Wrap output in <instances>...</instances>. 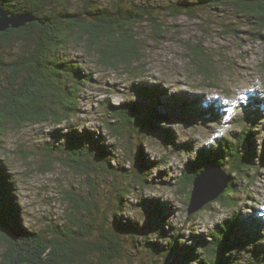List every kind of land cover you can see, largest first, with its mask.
<instances>
[{"label": "trees", "instance_id": "trees-1", "mask_svg": "<svg viewBox=\"0 0 264 264\" xmlns=\"http://www.w3.org/2000/svg\"><path fill=\"white\" fill-rule=\"evenodd\" d=\"M0 4L10 15L32 17L22 27L0 31V156L6 155L3 143L11 130L52 123L47 150L66 158L94 182L92 198L77 199L67 228L54 225L46 232L26 222L17 181L0 157V241L5 246L0 264H264V209L256 215L243 211L248 190L264 168V98L249 96L243 114L232 116L233 128L221 127L215 142L200 146L193 139L182 141L168 123L215 127L225 118L221 104L198 94H169L150 77L149 82L133 81L124 102L102 100L98 124L88 128L73 123L94 76L86 61L70 51L82 45L101 65L124 66L136 76L146 73L147 66L134 31L142 21L160 30L161 13L211 12L244 17L264 31V0H176L166 5L137 0L111 5L98 0H0ZM259 36L264 41V35ZM200 72L206 80L216 76L204 65ZM138 118L141 124L134 127ZM145 129L188 157L179 175L162 168L174 154L155 158L149 153ZM210 163L226 169L228 186L201 210L189 214L187 208L185 221L193 227L218 208L229 213L206 232L191 230L187 235L173 221L178 207L172 201L145 194L171 188L189 206L193 182Z\"/></svg>", "mask_w": 264, "mask_h": 264}, {"label": "rangeland", "instance_id": "rangeland-1", "mask_svg": "<svg viewBox=\"0 0 264 264\" xmlns=\"http://www.w3.org/2000/svg\"><path fill=\"white\" fill-rule=\"evenodd\" d=\"M98 1L111 5L120 0ZM137 1L166 5L176 0ZM159 21L157 25L161 27L160 30H156V25L149 21H142L134 30L143 45L141 58L142 63L147 65L146 73L134 76L127 73L124 66L105 67L93 53L86 52L82 45L70 50L74 58L86 61L85 65L91 68L90 72L94 76L92 84L83 91L81 111L73 124L94 127L103 113L102 100L110 99L117 104L124 102L127 100L126 94H130L133 81L149 82L150 77H153L155 82L162 83L169 94L180 91L198 94L203 96L202 100L215 99L221 104L224 109L222 116L225 118L215 127L208 124L196 128L185 121L168 123L182 141L193 139L201 146L215 142L221 127L226 130L233 128L232 116H236L235 113L243 114L242 105L248 103L249 96L257 94L264 98V41L259 36L264 35V31L254 23L244 17L235 15V18H227L226 14L218 16L211 12H198L196 16L161 13ZM201 65L212 69L216 75L214 79H205L200 72ZM208 83L213 85L209 86ZM140 124L141 119L138 118L134 127ZM62 127L66 128L67 125ZM54 128L52 123H44L11 130L3 143L6 155L0 156L1 159L5 158L4 161L17 181L18 196L26 213V222L46 232L54 225L66 229V223L74 219L73 210L77 199H91L90 191L94 193L93 177H86L75 165L70 166L66 158L47 150L51 146V132ZM143 131L148 136L151 146L148 151L153 157L164 158L174 154L168 159L169 164L162 168H167L172 176L179 175L188 157L183 158L178 151L167 147L165 138L151 134L146 129ZM154 175L158 176L157 170ZM250 189L246 195L244 215L260 214V209H264V168L260 170L256 184ZM151 192L145 195L161 196L178 207L172 216L173 221L185 228L187 235L191 230L206 232L229 213L218 208L212 214L208 213L204 218L197 219L192 227L191 223L185 221L188 205L180 202L171 188ZM259 199L261 204L257 203ZM258 206L259 208L253 209ZM84 222L88 223V220L85 218ZM4 247L0 241V253ZM115 264H126V261Z\"/></svg>", "mask_w": 264, "mask_h": 264}, {"label": "water", "instance_id": "water-1", "mask_svg": "<svg viewBox=\"0 0 264 264\" xmlns=\"http://www.w3.org/2000/svg\"><path fill=\"white\" fill-rule=\"evenodd\" d=\"M29 21H32L30 15H10L0 4V31L22 27ZM229 181L230 176L223 166L217 163L205 166L193 182L188 213L197 212L216 199L226 189Z\"/></svg>", "mask_w": 264, "mask_h": 264}, {"label": "snow or ice", "instance_id": "snow-or-ice-1", "mask_svg": "<svg viewBox=\"0 0 264 264\" xmlns=\"http://www.w3.org/2000/svg\"><path fill=\"white\" fill-rule=\"evenodd\" d=\"M229 111H231V109H229Z\"/></svg>", "mask_w": 264, "mask_h": 264}, {"label": "bare ground", "instance_id": "bare-ground-1", "mask_svg": "<svg viewBox=\"0 0 264 264\" xmlns=\"http://www.w3.org/2000/svg\"><path fill=\"white\" fill-rule=\"evenodd\" d=\"M172 97V96H171Z\"/></svg>", "mask_w": 264, "mask_h": 264}]
</instances>
